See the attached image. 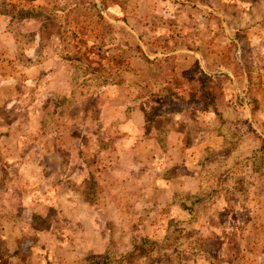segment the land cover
Instances as JSON below:
<instances>
[{
  "label": "rangeland",
  "instance_id": "1",
  "mask_svg": "<svg viewBox=\"0 0 264 264\" xmlns=\"http://www.w3.org/2000/svg\"><path fill=\"white\" fill-rule=\"evenodd\" d=\"M106 259L264 264V0H0V264Z\"/></svg>",
  "mask_w": 264,
  "mask_h": 264
},
{
  "label": "trees",
  "instance_id": "2",
  "mask_svg": "<svg viewBox=\"0 0 264 264\" xmlns=\"http://www.w3.org/2000/svg\"><path fill=\"white\" fill-rule=\"evenodd\" d=\"M58 10L59 9H57L55 13L53 11H51L52 19L59 17L58 16ZM98 14H99V18L105 24L104 29H107L110 26H112L111 23L104 18L101 11H98ZM66 32H69L68 26H67V28H64V29H63V27H62V29L60 27V36H61V40H62V48L64 46L65 49L69 48V47H67L69 45V43H67L68 40H66V37H65ZM99 37L102 40V43H97L96 41H94L93 46H91L88 49H85V51H81L80 49H78V50L74 49L72 52L68 51L65 55H63V57L66 59L67 63L71 64V66L77 71L78 75L81 74L83 76V85L89 86L90 83H92V81H94L93 80L94 78L96 80H99V78H104L106 80L116 81L110 77L111 75H114V77L118 76L117 85L120 84L121 82H125V79H121L119 77L120 71H121L120 62H118V65L112 67L110 65H105L103 62L97 60L96 58L94 59V57L92 56L93 54H95L96 56H99V59H100V57L103 58V56H102L103 51L107 48H110V47L104 48V44H103L104 43V35H101ZM126 45L132 50H133V48H135L140 53L142 58L145 59V61L148 62L149 64L157 65L159 67H161L163 65V63L160 61H153L152 59H150L146 55L144 50L139 45L136 47H132L131 45H128V44H126ZM73 47L76 48V46H73ZM107 50H110V49H107ZM166 60L167 61L171 60V57H167ZM200 73H201L200 74L201 77L205 78L207 83H214V77L212 75L207 74L203 71H200ZM104 74H107V75L105 76ZM158 74L160 75V72ZM158 74L155 73V76H157ZM162 74H163V77L166 78V76L168 75V71H165L164 73L162 72ZM109 78H111V79H109ZM167 81L168 80H166V82ZM85 82H90V83L85 84ZM139 86L141 88V85H139ZM95 95H97V93H95L94 96ZM44 123L46 125L48 122L45 121ZM108 261H107V259L104 261H97V260L92 261L91 260L90 263H85V264H108Z\"/></svg>",
  "mask_w": 264,
  "mask_h": 264
}]
</instances>
